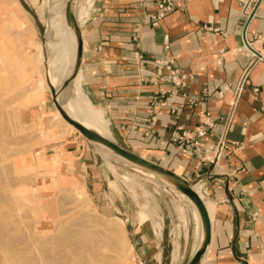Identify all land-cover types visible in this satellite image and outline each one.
Here are the masks:
<instances>
[{"label": "crops", "instance_id": "0c3cea01", "mask_svg": "<svg viewBox=\"0 0 264 264\" xmlns=\"http://www.w3.org/2000/svg\"><path fill=\"white\" fill-rule=\"evenodd\" d=\"M159 1L84 3L78 96L102 119L97 127L107 138L194 186L211 223L201 264H264V0L251 19L242 11L250 4L252 14V0H171L172 10L154 26ZM155 61L178 69L186 86L158 81ZM73 66L74 59L71 73ZM246 67L248 86L235 103ZM56 112L50 95L38 111L43 129ZM66 130L44 155L65 154L72 175L96 180L95 147ZM137 234L135 264H172L160 233Z\"/></svg>", "mask_w": 264, "mask_h": 264}, {"label": "rangeland", "instance_id": "374dc122", "mask_svg": "<svg viewBox=\"0 0 264 264\" xmlns=\"http://www.w3.org/2000/svg\"><path fill=\"white\" fill-rule=\"evenodd\" d=\"M15 1L0 0V65H2L0 66V84L6 85L7 82H9V87L11 89L8 88V84L6 85L7 89H10V91L16 89L17 92L14 91L15 95L12 93L10 94L11 100L8 98L10 92L7 94L8 97L5 94L6 98L4 95H2L3 98L0 96V132L2 131V133H4L0 135V182L3 175V179L4 177L8 178L2 181L0 185L1 203L2 201L3 203L7 201V204L4 203L5 206H3L2 203L3 210L5 208L8 209L10 205L13 211L11 212L12 215L10 214L11 220L15 221L17 219L15 222H18L19 226L23 229L20 228L22 233L30 232L28 230L30 229L29 225L31 222L33 224L32 227L35 228L38 223L36 222L37 224H35L33 221L36 220L39 222L48 216H52V220H48V228L50 229H52V225L53 227L59 226L62 222L60 220L66 222L70 218L73 220L78 218L76 222L71 219L73 223L75 222V225H71L69 228L73 230L72 227L75 228L76 223L78 224L81 221L85 222L87 217H83L84 220H81L82 218L79 219L82 213L89 215L90 217L88 216V218H92L90 220L86 219L85 222L87 226H90V229L91 226L94 227L95 224L89 222L91 220L93 222L96 220L98 222H101V220H111L116 223L118 229H120L119 226H121V230H123L122 233L124 232L122 234L119 230L118 232L120 233L117 234V237L115 236L112 240L110 238L111 241H109L112 245L114 243V246H106V244L109 243L108 240H106L107 243L104 244L106 247H102V250H107V248H109L107 251L104 250V253L106 256L108 255L109 260H112L114 264H135V253L132 246L135 237L138 235L137 233L141 231L145 233H155V235L160 233L163 237L160 247L164 251L166 263H169V252L173 250L176 241L179 243L178 259L175 262L172 260V264L185 263L190 256V242L192 247L191 238H193L194 220L193 216H191L190 205H188L187 201H184L182 198V200L180 199L177 191L180 193L182 192L175 185H173L175 187L174 190L169 184L171 183L169 179L150 175L148 174L151 172L150 170L136 164H129L123 161L124 159L119 155H117L118 157L116 158L106 155L99 150L93 142H91V146L93 148L95 147L96 165L100 172V177L98 178L96 175V180L85 181L78 174L72 175L68 170L70 164L68 160H66L65 157L67 156L65 154H62L59 158L61 162L58 163L54 162L57 158L52 160L51 156L44 155V146L53 140L63 138L64 135L61 136L58 135V133L61 130L67 131L66 129L69 128L62 126L58 130L54 128L50 130L43 129L38 114V111H42L45 104L50 100L51 92L47 87L42 89L40 85V63L44 60L43 55L45 56V49L42 47L43 35L51 25L48 19H46V21L44 20L45 11H42V9H46L47 6H49L50 0L49 2L48 0ZM95 2L96 0H87L88 4L85 3V7L90 9L94 6ZM43 4H45V6H43ZM24 6L27 7L28 10H26ZM71 8L72 3L67 0L65 2L64 13L66 14L68 9ZM70 75L71 70L69 76ZM67 78L68 77H66V79ZM70 82L73 86L74 94H77L76 96L78 98H82L78 96V93H84L81 91V87L77 80L73 78ZM83 101L86 102L85 100ZM109 137L113 140L111 142L116 144V139L113 138L110 133ZM125 150L142 157L131 152L129 149ZM23 159L29 160V167L21 164ZM135 166L140 167L144 172ZM4 170L7 171L6 175ZM3 171L4 174H2ZM45 171L47 172L45 173ZM49 172L52 173L50 174ZM43 174L47 175L43 176ZM14 179L18 183L17 186L16 182H14L15 185H13L14 183L12 181H15ZM7 180H10L11 183ZM87 182L91 183V185H88ZM94 182H96V185ZM3 183L10 184L7 186L3 185ZM1 186L4 187L2 188ZM37 193L39 196L37 195L36 197L35 195ZM52 193L53 195L57 193L60 197L63 196L61 197L62 201H58L61 204L53 202L55 200L57 201L60 197L57 194L53 196L51 195ZM62 193L64 195H62ZM4 196L5 199L8 198V200L3 199ZM64 196L66 199L69 196L72 197L71 201L73 203L69 201L70 199L68 198L67 201L64 199L65 204L67 202L71 204L67 203V205L63 204V206H61L63 198H65ZM31 198L34 200L32 201ZM37 198L39 199L37 200ZM75 205H79L77 209L72 208ZM41 206H44V208ZM59 206H65L64 210ZM19 208L21 209L19 210ZM56 209H59L58 213H61L62 216L55 213L57 212ZM67 209L68 211H66ZM62 210L68 213L65 214L63 212V215ZM87 211L89 212L87 213ZM21 216L23 217L22 219ZM88 223H91V225ZM84 224L83 222L81 223V225ZM96 225L94 227L96 230H93L97 232L102 231V228L98 230L99 226ZM78 226L80 227V224H78ZM78 226L76 228H78ZM184 229L185 231L187 230V236H185ZM44 232L46 231L44 230ZM43 234L45 236L42 235V237L45 238L49 235L48 232ZM120 234H122L121 238ZM122 239H124V241ZM113 240L115 241L112 242ZM129 244L131 248L128 247ZM100 245L101 244L98 243L99 247H101ZM155 251L158 252L159 248ZM119 252H121L120 256ZM117 256H119V258H116ZM116 259L117 261H115Z\"/></svg>", "mask_w": 264, "mask_h": 264}, {"label": "bare ground", "instance_id": "6f19581e", "mask_svg": "<svg viewBox=\"0 0 264 264\" xmlns=\"http://www.w3.org/2000/svg\"><path fill=\"white\" fill-rule=\"evenodd\" d=\"M66 1L67 0H50V4H49V6H47L46 9L44 7H42V8H44V9H42V11H45L44 20L46 21V19H48V21H50L51 25H50V27L47 28V30L44 32V35H43L44 39L42 42V47H43V49H45V56L43 55L44 60L42 63H40L41 64L40 85H41L42 89L44 87H47L48 89L52 88L53 93L50 92V95H51V99H52L53 103H55L56 106H58V108H60L63 111V113L67 117H69L71 120L79 123L81 126L85 127L86 129H88L89 131H91L97 135V138L92 139L90 141H92L99 150H101L106 155H109L113 158H116V157H118L117 156L118 153L107 144V140H110V141H113V140H111L110 138H107L104 135V133L97 128V124L100 121L102 122V119L101 118L95 119L93 111L90 109L89 106L86 105V102L83 101L84 99L78 98L74 94L73 86L71 85V82H70L73 78H75V76L79 72V64H80V60H81V57L79 54V36H80L79 19L81 17V14L83 13V11H85L84 10L85 9L84 3H87V0H69L70 3H72V8L70 9L69 14L64 13V7H65ZM48 2H49V0H48ZM15 3H16V1H15ZM43 6H45V4H43ZM13 9H15V8H13ZM11 18H13V17H11ZM73 48H74V52L72 53ZM73 59H74V66H73L72 73L69 76V74H70L69 62H70V60H73ZM0 66H2V65H0ZM66 77H68V78L66 79ZM7 84H8V88H10L9 82H7ZM6 85L2 84V83L0 84V96L2 97V95H4V97L6 98V95L10 92L8 94L9 97L7 95V97L10 99V94L11 93L14 94V91L16 92V89H12L13 91L12 90L10 91L11 88L8 90ZM5 89H7L6 90L7 92L4 91ZM15 99H16V97H15ZM13 100H14V98H13ZM67 100H68V102H67ZM50 125H51L50 129L54 128V129L58 130V129H60V127L64 126V127H69L70 130L72 129L71 131H73V130L77 131L73 126H71L69 123H67L61 117V115L59 114L58 111L55 113V119L51 122ZM1 133H2V131L0 132V135H1ZM2 134H4V133H2ZM123 159H124L123 161H125L129 164H133V162L130 159H126V158H123ZM54 162H57V163L61 162V159L57 158V160L56 161L54 160ZM21 164L24 166H27V167L30 166L29 160L27 161L25 159H23L21 161ZM135 167L144 172V170H142L140 167H138V166H135ZM151 170L152 171L149 172L148 174L156 176V177H160V178L161 177L162 178L163 177L169 178V176L164 171H162L160 169L159 170L158 169H151ZM4 171L2 174H4ZM6 172L7 171H5V175H6ZM8 172H10V171L8 170ZM46 172L47 171H45V173ZM10 174H11V172H10ZM45 175H47V174H43V176H45ZM3 176L1 178L2 179L1 182L8 179L5 177L3 179ZM40 177H41V175H40ZM169 180L171 181V183H169V184L172 186V188L174 190H175V187L173 185L177 186V184H181V185L186 184L182 181H178L176 178H173V177H170ZM7 181L10 182V180H7ZM1 182H0V185H1ZM12 182L14 183V182H16V180L12 181ZM10 183H8V184L3 183V185L8 186ZM13 185H15V183ZM17 185H18V183L16 184V186ZM186 186H189L191 189L194 190L195 193H197L195 191L193 185H190L189 183H187ZM1 187L3 188L4 186H1ZM55 192H56V190H55ZM177 193L179 194L180 199L182 198L184 201H187L188 205H190L191 213H192L191 216H193V220H194L193 238H191L192 239V247H191V245L189 247L190 256L188 258V261L185 262L184 264H201V262L205 256V253L207 251L208 244H209V242H208L209 231H208L207 227L205 226L203 219H202L199 211L197 210L196 206L194 205V203L189 198H187L184 194L180 193L179 191H177ZM55 194H57V193H54V195ZM37 195H38V193L35 196L37 197ZM51 195H53V193ZM62 195H64V194L62 193ZM197 195L199 196L198 193H197ZM5 196L3 199H5ZM61 197H63V196H61ZM61 197L59 199L57 198L58 200L57 201L55 200L53 202L60 201L62 199ZM32 198H31V200H32ZM68 198L70 199L69 201H71L72 197L69 196ZM199 198L201 199V201L203 202V204L205 206L203 199L200 196H199ZM0 199H1V197H0ZM6 199L8 200V198H6ZM34 199H35V197H34ZM38 199L39 198H37V200ZM64 199L67 201L66 197L63 198V203L61 206H63V204L67 205V203L68 204L70 203V202H67L65 204ZM40 200H42V199H40ZM29 201H30V199H29ZM6 202H4V203H6ZM2 203H3V201H2ZM2 203L0 200V249H1V251H0V264H111L112 263V260L110 261L108 255L106 256L104 253L105 251L109 250V248H107V250L104 249L105 250L104 251V250H102L103 249L102 247L103 246L106 247L107 245L114 246V243L112 245V243L110 241L112 240V238L114 239L115 236L117 237V234L120 233V232H118L119 230L121 231V233L123 231V230H121L122 227L119 226L120 229H118L116 223H114L113 221H111V220H103V221L101 220V222H98L97 220L95 222H93L92 220L89 221V222H92V224L95 223L94 227L97 224L96 226H99L98 230L99 229L101 230V228H102V231L97 232V231H94V230H96V229H94V227L91 226V229H92L91 230L90 226H87L85 223L86 219L90 220L92 218H88L89 215H86L85 213H84L85 214L84 215L81 212L82 215H80L79 219L82 218L81 220H84L83 217H87V218L85 219V222L80 220L81 222L78 223V224H80V227L76 223V227L78 226V228L72 227L73 230H70L69 226L75 225L74 223L77 221L76 219H78V218H76L73 220L72 218H70L66 222H64L63 220H60L62 222L59 226L53 227V225H52V229H50V228H48V220H52V216H48V217L45 216L46 218L42 221H39V222L36 220L35 221L32 220L33 222H35V224L38 223L35 228L32 227V225H33L32 222H31V224L28 222L31 226L29 225L30 229L28 231H30V232L29 233L27 232L28 233L27 234L24 232L22 233V231H21L22 228L19 226L18 222H15V221H17V219L15 221L11 220L10 214L13 211L10 208L9 203H8L9 208L8 209L5 208L4 210L2 207ZM4 203H3V206H5ZM58 204H61V203L58 202ZM58 204H56V205H58ZM22 206H24V205H22ZM75 206H73L72 208L77 209V207L79 205L76 207ZM64 207H60V208L61 209L63 208V210H64ZM42 208H44V206ZM6 209H7V211H6ZM20 209L21 208H19V210ZM68 209L66 211H68ZM205 209H206V206H205ZM63 210H62V214L64 212ZM69 210H71V209H69ZM56 211L57 212H55V213H58L59 209L58 210L56 209ZM66 211L64 212L65 214L68 213ZM89 211H87V213ZM206 211H207V209H206ZM25 212H27V211H25ZM26 214H25V216L27 217L28 214L27 215ZM59 214L61 215V213H58V215ZM44 215H41V216H44ZM39 216H40V214H39ZM180 216H181V213H180ZM22 218L23 217L21 216V219ZM21 219H20V221H21ZM55 219H56V217H55ZM66 219H64V220H66ZM71 219L75 222L73 223V221ZM82 222H83V224L84 223L85 224L81 225ZM88 224L91 225V223H88ZM31 227L33 228V230ZM44 230L46 232H44ZM184 231H185V229H184ZM210 231H211V229H210ZM47 232L49 235L47 234L48 236L46 238L42 237V235H44L43 233L46 234ZM122 234H120V238H121ZM185 236H187V230L185 231ZM110 238H111V240H110ZM175 238H177V237H175ZM116 239H118V238H116ZM106 240H108V242L111 244L107 243ZM119 240H121V239H119ZM122 240L124 241V239H122ZM114 241L115 240H113L112 242H114ZM25 242H26V244H25ZM125 242H123V243H125ZM98 243L101 244L100 245L101 247L98 246ZM105 243H107L106 246L104 245ZM190 244H191V242H190ZM128 247H130V244ZM126 249H128V248H126ZM113 250H110V251H113ZM117 250H118V248H117ZM110 251H108V252H110ZM124 251H123V253H124ZM178 251H179V243H178V241H176L174 248L172 250L173 262H175L178 259ZM120 254H121V252H119V256H120ZM119 256H117L116 258H119ZM115 261H117V259ZM112 264H114V263H112Z\"/></svg>", "mask_w": 264, "mask_h": 264}, {"label": "built area", "instance_id": "2783aa9c", "mask_svg": "<svg viewBox=\"0 0 264 264\" xmlns=\"http://www.w3.org/2000/svg\"><path fill=\"white\" fill-rule=\"evenodd\" d=\"M261 0H252L251 4L253 5V11L250 15L248 13L249 5L243 6V15L246 18H252L254 16L255 10L257 9L258 5L260 4ZM172 10V3L171 0H160L156 5V13L151 15L152 19V25H157L159 21H161L170 11ZM247 45L250 47V43H247ZM253 57H255L256 60H263L262 57H258L255 54H252ZM158 66V81H164V82H171L175 86L184 87L187 84L188 78L180 73L178 69L172 68L170 63L168 62H161V61H155ZM160 69H164L167 73L163 75V73L160 71ZM248 67L244 69V72L241 76V78L236 83L234 90H233V98L234 102H238L239 99L243 96L244 92L246 91V88L248 86ZM253 92H257V89H254ZM199 135H203V132H199ZM182 139V138H178ZM223 148V145L221 144L219 147V153L220 150ZM184 151V150H183Z\"/></svg>", "mask_w": 264, "mask_h": 264}, {"label": "water", "instance_id": "95a60500", "mask_svg": "<svg viewBox=\"0 0 264 264\" xmlns=\"http://www.w3.org/2000/svg\"><path fill=\"white\" fill-rule=\"evenodd\" d=\"M24 8L26 10H28L27 7L24 6ZM69 11H70V9H68L66 14H69ZM79 54H80V57H81V38H80V36H79ZM50 91H51V93H53V89L52 88L50 89ZM54 105H55L57 111L59 112V114L61 115V117L67 123H69L71 126H73L77 130V132L80 133L85 139L90 141L92 139L97 138L96 134H94L93 132L89 131L85 127L81 126L79 123L71 120L69 117H67L63 113V111L60 108H58V106H56L55 103H54ZM90 142H92V141H90ZM107 144L112 149H114L118 153V155L120 157L126 158V159H130L133 162V164H136L138 166L144 167V168H146V169H148L150 171H152L151 169H158V170L160 169V170L164 171L169 176V178L173 177V178H176L178 181H182V182H184L186 184L188 183L184 179H181L180 177L176 176L175 174L160 168L159 166H157V165L145 160L144 158L139 157V156H137V155H135L133 153H130V152L126 151L125 149L117 146L116 144H114L110 140H107ZM166 178L169 179L168 177H166ZM186 184L185 185L177 184L176 187L182 193H184L194 203V205L196 206L197 210L199 211V213H200V215H201V217L203 219V222H204L205 226L207 227V229L209 231V233H208V242H209L210 234H211V231H210L211 223H210V218H209L208 212L206 211L205 206H204L203 202L201 201V199L199 198V196L197 195V193H195L194 190L191 189L189 186H186Z\"/></svg>", "mask_w": 264, "mask_h": 264}]
</instances>
